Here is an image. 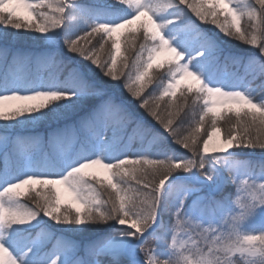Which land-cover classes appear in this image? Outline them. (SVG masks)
<instances>
[{
    "label": "snow or ice",
    "instance_id": "snow-or-ice-1",
    "mask_svg": "<svg viewBox=\"0 0 264 264\" xmlns=\"http://www.w3.org/2000/svg\"><path fill=\"white\" fill-rule=\"evenodd\" d=\"M255 3L259 9L252 3L242 7L239 0H113L117 7L101 18L78 0H0V39L9 28L49 40L63 32L67 52L87 62L69 68L54 50L46 49L13 52L8 63L5 50L0 76V264H264V161L257 175L253 161L239 159L234 151L264 150V99L257 101L246 80L264 78V0ZM242 15L257 22L250 36L241 30ZM196 20L212 25L222 37L255 46V51L249 50L247 59L225 54ZM84 25L90 30L76 35ZM126 32L133 34L131 39ZM188 34L196 40L186 39ZM94 36L99 49L81 43L91 44ZM109 41L102 59L98 53ZM164 53L172 55L158 85L163 90L159 96H145L146 79L161 66ZM229 62L243 64L245 75L229 72ZM32 63L38 68L62 65L67 71L32 75ZM96 73L131 100H118L116 90L89 78ZM182 85L187 91L177 98ZM164 97L178 102L162 109ZM91 99L99 103L78 121L47 132L51 153L38 132L10 131L86 107ZM131 103L144 109L162 133L135 116ZM181 112L185 117L191 112L187 134L184 119L176 120ZM225 113L236 120L229 119L222 130L218 121ZM130 121L151 137L150 144L170 141L191 156L150 158L147 150L113 155L118 133ZM70 142H80L86 150L72 155ZM229 183L239 184L244 193L235 201L238 211L231 206V194L217 199ZM205 184L211 192L204 191ZM34 185L49 186L50 191L43 199L34 198V207L23 205L18 199L25 195L22 190L27 186L33 191ZM172 201L175 224L166 229L161 217L173 209ZM218 213H223L221 219ZM48 222L63 233L100 224L114 231L103 239L55 237L54 250L42 254L45 240L52 238L41 235ZM160 232L170 240L156 236L157 244L146 246L147 238Z\"/></svg>",
    "mask_w": 264,
    "mask_h": 264
},
{
    "label": "trees",
    "instance_id": "trees-1",
    "mask_svg": "<svg viewBox=\"0 0 264 264\" xmlns=\"http://www.w3.org/2000/svg\"><path fill=\"white\" fill-rule=\"evenodd\" d=\"M82 4H89L93 7V10L99 14L101 17L103 16V14H105L107 11H109V9L112 8H116L117 6L113 4V0H87V1H82ZM239 3L241 4V6H245L248 3H252L255 5V7L257 9H259V5L255 3V0H239ZM126 7V6H125ZM167 13H164V15H166ZM193 19H196L193 16ZM223 19V17H221V20ZM90 23H92V21H89ZM197 26L202 30L205 31L207 34H209L210 36H213L218 44L220 45V47L223 49L224 53L227 55H232V56H239L242 57L244 59H247L248 55H249V50L251 51H255V46H251V45H247L245 44L243 41H239L235 38L229 39L227 37H222L219 34L213 32L212 30V25L210 24H206V23H202L199 20H196ZM257 22L255 20H250L248 18L247 15H242L241 16V30L244 31L245 29H247L249 36L253 33V25L256 24ZM80 29H84V32L82 34L85 33V31H89L90 29L87 28V26H81ZM142 33V30H141ZM141 33H137L136 35H140ZM131 33H126V37L128 39L132 38ZM91 39V45L89 47H92V45H96L97 49H99V44H97V41L99 39L98 36H94ZM259 39V37H258ZM38 40L40 41L38 43ZM46 42H44L43 38L39 37L38 33H34L31 31H23L19 34L15 33V30L12 29H8L7 33L5 34L3 39H0V52H5V50H7V62L10 63L12 56L11 54L13 52H21V53H39V52H43L46 49H51L49 47H47V44H45ZM140 41H137V47L139 45ZM110 44L111 42L109 41V43L107 45H105L104 49L99 51V55L101 56L102 59H106L107 58V52L110 48ZM57 56L63 60L65 62V64L71 67H73L74 63H77V65H80L81 67H83L86 63L80 61L77 57L73 56V54L71 53H59L57 51ZM55 54V55H56ZM59 54V55H58ZM129 53L127 52H122V56H128ZM75 61V62H74ZM5 62L2 65V69L0 72V76L3 75L4 72V65ZM118 64H119V60H118ZM59 66L57 65H47V66H41V67H37V65L35 63H32L29 68H28V72L29 74L35 75V74H39L42 76H48L50 74L53 75L54 71L58 68ZM62 67V65H61ZM168 67V64L165 65H161L160 68H154L153 71L150 72L149 74V78L146 79V87H145V92L143 95L147 96L148 94H152L154 96H159L161 90H158V85L159 82L161 80L162 77L167 75L168 69H165ZM238 67H240V71L238 73V76L243 77L245 75V69L243 64H240ZM50 68H54V71L51 72V70H49ZM236 67L234 65L231 64V62H229L228 65V70L229 71H235V73L237 72V70L235 69ZM89 78L91 80H93L94 82H96L99 86L105 87L106 89H108V91H114L116 90V86L115 85H111L107 82V78H102L100 77V75L98 73L96 74H90ZM246 80L249 84V86L255 90V92L257 93L256 95V99L257 101H259L260 99H264V78L261 77H257V78H251V77H246ZM166 84V80L164 81ZM187 90H185L184 92H186ZM125 92H120L119 90H116V95H117V99H123L125 100V98L123 96H125L124 94ZM181 91L177 92V98L180 97ZM167 97H164L163 100H167ZM173 99V98H172ZM189 99H191V95L189 94ZM178 102L177 100H172L171 103L175 104ZM97 103H99L98 99H91L88 100L86 102V107H82V108H78V109H68L66 110L62 115L56 117V116H49L47 119L43 120V121H39L36 122L32 125H22L18 128H12L10 129V131L15 134L16 132H20L23 133L25 135H29V134H34L35 132H38L41 137H43L42 139L45 141L44 143V148L48 149L51 147V144L48 142V137H47V132L55 129V128H63L65 125L67 124H73L76 121H78L80 119L81 116L85 115V113L90 110L91 107L95 106ZM202 103V102H201ZM132 106L134 107V109L131 111L135 114L138 115L139 117H148L147 112L144 109H139L135 106V104L133 103ZM131 106V107H132ZM162 108V107H161ZM163 109V108H162ZM185 111H188L187 109H185ZM183 118L184 119V123L182 125V130L185 132V134H187V131L189 130V126L191 123V112H188V116L185 117L184 116V112L179 113V115L176 117L177 122H179V120ZM24 119V118H21ZM152 119V118H151ZM154 121V120H153ZM224 117H222L219 121L218 124H224ZM155 123H157L156 121H154ZM156 128H160L159 124H155ZM206 127H209V125H206ZM132 128V127H131ZM130 135L125 134V137H123L121 140H119V146L117 151H115L113 154L117 155L118 153L122 152H129V153H136L137 148L135 146V143H137V135H135L133 132L129 131ZM0 134H2V128H0ZM82 135V134H81ZM204 137H201V139H203ZM70 144V143H69ZM69 144L67 145V147L69 146ZM82 145V143H81ZM71 146V145H70ZM83 148L79 147V146H75L74 149L72 150L73 152L79 153L81 151H85L86 150V146L82 145ZM162 149H160V151H158L157 153V158H163L164 157V153L169 155L172 154H176L178 157L179 156H191L190 152L187 151H182L180 148H177L178 145L169 142H163L162 144ZM166 148V149H165ZM162 150V151H161ZM50 152V151H48ZM139 152V151H138ZM256 153H264V150H260V149H256L255 150ZM51 153V152H50ZM4 154V147L3 145H0V157H2ZM251 160L253 161V163L255 164V162L257 161L258 164L260 165L261 161H264V157H258V156H253L251 157ZM38 170H44L43 168H38ZM97 187H100L99 185H97ZM106 187V185H105ZM103 191V189H101ZM23 191V190H22ZM50 191V188H46L43 190L44 193L48 194ZM107 191H111V189H108ZM42 190L41 189H37V190H33L32 192H29L28 194L25 193V195L23 197H20L18 199H20L21 203L23 205H26L28 207H34L33 201H32V196H35L39 193H41ZM104 199H107V194L105 193V195L103 196ZM45 228H49L51 230H53L52 235L54 236H58V233L62 236H68V238H83L85 239H103L106 238L108 236H110L112 234V232L114 231L113 227H110L109 225H104V224H100V225H93V226H89L86 231L83 232H76V233H63L61 232V229H58L59 226H57L56 228H51L52 225L50 222L47 223V225H45ZM39 229H36L35 231H37ZM34 231V229H33ZM83 236V237H81ZM148 246V245H146ZM45 250L48 253H51L53 251L51 244H48L45 246Z\"/></svg>",
    "mask_w": 264,
    "mask_h": 264
},
{
    "label": "rangeland",
    "instance_id": "rangeland-1",
    "mask_svg": "<svg viewBox=\"0 0 264 264\" xmlns=\"http://www.w3.org/2000/svg\"><path fill=\"white\" fill-rule=\"evenodd\" d=\"M82 1H87V0H78V2L79 3H81ZM101 18H104V14H103V16L101 17ZM88 23H90L89 21H88ZM84 26H86V25H84ZM133 27H135V26H133ZM122 31H124V30H122ZM84 32V29H80L79 28V30L76 32V35H80V36H82V35H84V34H82ZM127 33V32H126ZM209 35V34H208ZM73 38H75V36L73 37ZM186 39H188V40H190V41H195L196 40V37H195V35L194 34H188L186 37H185ZM63 39H64V33L63 32H59L58 34H56L55 36H54V38L53 39H51V40H49L48 38H43V40H44V42H46L45 44H47V47H49V48H51L52 50H54L55 51V53L54 54H56L57 53V51L59 52V53H68L67 52V50H66V48L64 47V45H63ZM81 43L82 44H85V46H87V47H89L91 44H89L88 43V41L87 40H84V41H81ZM57 55V54H56ZM59 55V54H58ZM171 53H164L163 55H161V57L159 58V61H158V63H160L161 65L163 64V65H165V64H168V67L167 68H165V69H168L169 67H171V65L168 63V61H169V59L171 58ZM4 61H5V52H0V72H1V69H2V65H3V63H4ZM75 62V61H74ZM83 62V61H82ZM184 61L182 60L181 61V63H183ZM85 63H87V62H85ZM51 65H55V64H51ZM74 66H77V63H74L73 64ZM68 66V65H67ZM73 66V67H74ZM239 65H237V66H235L236 68V70H237V72H236V75L238 76V73H239V71H240V67H238ZM71 66H69V68H70ZM154 68H156V67H154ZM154 68L151 70V71H153L154 70ZM160 68V67H159ZM49 70H51V72H53L54 71V68H50ZM66 71H67V68H64L63 66L61 67V66H59L55 71H54V73H53V75H60V74H66ZM229 71V70H228ZM229 72H234L235 73V71H229ZM167 83V82H166ZM185 83H194L193 81H186ZM162 88H159L158 87V90H161ZM163 90V89H162ZM186 89L185 88H183V85L181 86V89L180 90H178L177 92H179V91H185ZM126 93V92H125ZM124 93V94H125ZM124 98H125V100H131V98L128 96V94L126 93L125 94V96H123ZM168 99L167 100H162V101H160V104H161V107L163 108V107H165V105L166 104H169V105H171V104H173V103H171V101L173 100L171 97H167ZM132 104L133 103H131L130 104V108L133 110L134 109V107L132 106ZM132 106V107H131ZM148 115V114H147ZM135 116H137V117H139L138 115H135ZM224 119H225V121H224V124H218V126L219 127H221V129L223 130L224 128H226V127H228L229 126V124L227 123V121H229V119H231V121L234 123L235 122V120H236V117L234 116V114H232V113H225L224 114ZM142 118V121L143 122H146V125L147 126H153V131H157V132H161L162 133V129H160V128H156V127H154L155 126V124H157V123H155L153 120V118L152 117H150L149 115H148V117H141ZM152 118V119H151ZM132 127V128H131ZM209 130H211V129H209ZM129 131H131V132H133L135 135H137V143H135V146L136 147H138L137 148V152L139 151H145V150H147V151H149V153H150V158H157V152L158 151H160V149H162L163 150V148L162 147H164V146H162V144H163V142L162 143H156V144H150L149 142H150V140H151V137H146L145 136V133H144V131H143V129H141V128H138L137 127V125L135 124V123H133V122H128L127 124H125L124 126H123V129L118 133V136H119V140H121L123 137H125V134H126V132H127V134H129L130 135V133H129ZM166 135V134H165ZM43 138V137H42ZM71 146H68L69 147V150L71 151V153L70 154H72V155H74V154H76V152H73L72 150L74 149V147L75 146H79V147H81V148H83V146L81 145V143L80 142H71V144H70ZM177 148H180L182 151H187V150H185L182 146H180V145H178L177 146ZM166 149V148H165ZM161 150V151H162ZM45 151L47 152V149H45ZM50 152H53L54 151V146L51 144V147H50V150H49ZM236 153H256L255 151H252V150H249V149H237V150H234ZM136 152V153H137ZM188 152V151H187ZM125 154H130L129 152H125V153H122V152H120V153H118L117 155L118 156H123V155H125ZM167 154H168V152H167ZM264 154V153H263ZM114 155V154H113ZM163 155H165V153L163 154ZM174 157H178L176 154H172ZM238 158L239 159H241V160H251V157H247V156H238ZM252 161V160H251ZM90 171H95V170H90ZM220 172H221V174L223 175L224 173H223V169H220L219 170ZM252 171L253 172H255L257 175L260 173V171H261V168H260V165L258 164V162L256 161L255 162V168L254 169H252ZM102 175H103V173H101ZM244 177L241 175V179H243ZM46 188H49V186H40V185H34L33 186V189L34 190H37V189H41L42 190V192L41 193H39V194H37V195H35V196H32V201H33V199L34 198H38V199H43V197L44 196H46V195H48V194H46V193H44L43 192V190L44 189H46ZM23 191H24V193H29V192H32V191H29V189H28V187L26 186L24 189H23ZM204 191L205 192H211L212 191V188H211V186H209V185H207V184H205V187H204ZM214 195L216 194V193H213ZM228 194H231V200H232V207L233 208H236V210L238 211V206L235 204V201L238 199V198H242L243 196H244V193L242 192V190L240 189V186H239V184H231V183H229V184H227V185H225V190H224V193H222V194H217V199H222L223 198V196H225V195H228ZM191 201H189V203H190ZM172 203V210H170L169 212H166V213H164L163 215H162V217H161V220H162V222H163V224L165 225V228L167 229V228H171L172 226H174V224H175V217H174V215H173V213H174V211H175V209H174V206H175V203H174V201H172L171 202ZM222 215H223V213H218L217 214V219H221V217H222ZM195 223H197V221H195V220H193L192 221V224L194 225ZM206 226V225H205ZM41 230L39 229V230H37V231H35V232H40ZM52 232H53V230H51V229H49V228H45L44 229V232L43 233H41V235H44L45 233H50V234H52ZM59 236H62V235H60L59 233H58V236H54V235H52V238L51 239H46L45 240V242H44V245H43V248L42 249H44V247L46 246V245H48V244H51V246H52V248H53V245L55 244V237H59ZM156 236H160L161 238H168L169 240H170V237H167L166 236V233L165 232H160V233H157L156 235H154V236H150V237H148L147 238V240H146V245H148V246H155L156 244H157V239H156ZM65 237H67L68 238V236H65ZM81 237H83V236H81ZM70 239H74V240H77V241H80V240H84L83 238H78V239H76V238H70ZM44 253H48L46 250H43L42 251V254H44Z\"/></svg>",
    "mask_w": 264,
    "mask_h": 264
},
{
    "label": "water",
    "instance_id": "water-1",
    "mask_svg": "<svg viewBox=\"0 0 264 264\" xmlns=\"http://www.w3.org/2000/svg\"><path fill=\"white\" fill-rule=\"evenodd\" d=\"M237 156H250V155H257V156H260V157H264V154H254V153H236Z\"/></svg>",
    "mask_w": 264,
    "mask_h": 264
},
{
    "label": "bare ground",
    "instance_id": "bare-ground-1",
    "mask_svg": "<svg viewBox=\"0 0 264 264\" xmlns=\"http://www.w3.org/2000/svg\"><path fill=\"white\" fill-rule=\"evenodd\" d=\"M220 135H221V133H217V134H216V137H219ZM214 139H215V138H214Z\"/></svg>",
    "mask_w": 264,
    "mask_h": 264
}]
</instances>
